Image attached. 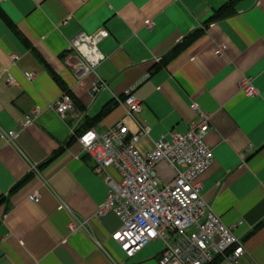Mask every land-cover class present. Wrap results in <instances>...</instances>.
<instances>
[{
	"label": "crops",
	"instance_id": "crops-1",
	"mask_svg": "<svg viewBox=\"0 0 264 264\" xmlns=\"http://www.w3.org/2000/svg\"><path fill=\"white\" fill-rule=\"evenodd\" d=\"M101 30L106 57L77 79L69 41ZM95 79L106 87L91 97ZM246 79L256 95L240 90ZM129 87L149 126L141 151L187 130L192 102L211 115L214 161L201 193L243 241L238 264H264V0H0V126L18 131L14 142L0 139V264H158L162 241L127 258L111 237L119 219L95 217L107 186L77 140L121 119L136 129L116 102ZM63 92L76 117L46 108ZM35 106L41 113L19 129ZM159 169L168 180L167 166ZM72 220L84 228L71 232Z\"/></svg>",
	"mask_w": 264,
	"mask_h": 264
},
{
	"label": "built area",
	"instance_id": "built-area-1",
	"mask_svg": "<svg viewBox=\"0 0 264 264\" xmlns=\"http://www.w3.org/2000/svg\"><path fill=\"white\" fill-rule=\"evenodd\" d=\"M148 24L152 26L151 22ZM105 35L104 30L94 34L81 32L69 41L68 50L80 56L74 69L77 79L92 73L105 59L97 48ZM225 48L220 43L214 53L221 55ZM24 75L27 80L33 77L29 71ZM105 87V82L95 79L90 96ZM240 90L247 96L257 94L250 79L240 84ZM116 102L125 117L134 122V131L121 119L100 133L89 128L77 136L80 148L93 161L92 170L107 186L106 198L95 217L100 219L111 212L119 219L120 226L111 237L127 258L148 243L160 240L163 247L157 256L158 264H212L217 260L238 264L246 253L243 241L234 232L235 226L225 224L201 193L200 176L214 161L213 149L206 142L211 115L192 102L189 107L194 117L187 130L171 131L153 140L150 150L141 151L137 144L149 134V126L139 120L142 102L130 87L116 97ZM46 108L61 117H76L79 113L68 92ZM40 113V106L26 112L19 129L33 123ZM17 132L0 126V139L14 142ZM161 163L169 169L168 180L160 172ZM39 197L37 192L29 196L34 201ZM82 228L84 222L79 220L68 224L71 232Z\"/></svg>",
	"mask_w": 264,
	"mask_h": 264
},
{
	"label": "trees",
	"instance_id": "trees-1",
	"mask_svg": "<svg viewBox=\"0 0 264 264\" xmlns=\"http://www.w3.org/2000/svg\"><path fill=\"white\" fill-rule=\"evenodd\" d=\"M221 14H222V12H221ZM220 14V15H221ZM218 16H219V13L217 14ZM102 113H103V111H101L95 118H94V120H96L97 118H99L101 115H102ZM220 260H217V261H214L212 264H216L217 262H219Z\"/></svg>",
	"mask_w": 264,
	"mask_h": 264
},
{
	"label": "rangeland",
	"instance_id": "rangeland-1",
	"mask_svg": "<svg viewBox=\"0 0 264 264\" xmlns=\"http://www.w3.org/2000/svg\"><path fill=\"white\" fill-rule=\"evenodd\" d=\"M116 122H117V121H116ZM114 123H115V122H114ZM114 123H113V124H114ZM113 124H112V125H113Z\"/></svg>",
	"mask_w": 264,
	"mask_h": 264
}]
</instances>
